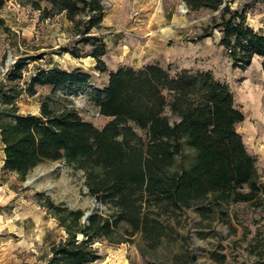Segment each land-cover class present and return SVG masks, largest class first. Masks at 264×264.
I'll use <instances>...</instances> for the list:
<instances>
[{"label": "trees", "instance_id": "1", "mask_svg": "<svg viewBox=\"0 0 264 264\" xmlns=\"http://www.w3.org/2000/svg\"><path fill=\"white\" fill-rule=\"evenodd\" d=\"M191 12L207 10L211 17L197 37L220 32L234 67L247 68L261 57L264 69V30L249 22V11L264 0H184ZM0 24L5 20L1 10ZM42 18L64 14L77 37L60 53L92 56L95 69L108 75L105 85L94 83L83 67L39 68L30 79L32 61L21 56L0 82V139L3 170L25 180L46 161H65L86 173L90 193L99 206L86 211L58 203L37 192L67 231L54 243L46 264H92L102 258L98 242H136L143 255L147 245L157 249L179 240L178 217L195 208L204 217L226 213L236 203L264 208V180L256 154L250 152L238 125L246 119L229 82L210 69L182 68L152 62L136 68L111 69L104 56L108 45L100 34L106 16L104 0H26ZM91 47L86 51L87 47ZM40 86L53 92L75 86L89 89L99 113L110 118L98 126L73 104L58 106L49 96L39 113H23L19 100L35 96ZM138 238V239H137ZM252 252L264 260V234ZM186 264L198 255L187 253Z\"/></svg>", "mask_w": 264, "mask_h": 264}, {"label": "rangeland", "instance_id": "2", "mask_svg": "<svg viewBox=\"0 0 264 264\" xmlns=\"http://www.w3.org/2000/svg\"><path fill=\"white\" fill-rule=\"evenodd\" d=\"M248 0H236L242 6ZM26 0H6L1 10L5 24H0V82L21 56H44L30 63L26 79L39 68L61 66L67 69L83 67L93 75L94 83L105 85L108 75L95 69L92 56L76 58L60 53L62 46L74 45L76 36L64 14L44 19L39 10L25 5ZM107 6L103 34L108 45L104 56L111 69L121 65L136 68L152 62L182 68L210 69L217 77L230 83L236 104L246 113L238 125L250 152L264 156V141L256 139L258 109L264 102V69L262 58L255 57L247 68L234 67L226 49L220 45V32L198 39L211 17L207 10L191 12L184 0H104ZM249 22L264 30V3L249 11ZM91 47H87L86 51ZM51 97L58 106L73 104L82 115L98 126L110 118L99 113L89 89L70 86L53 92L50 86H40L35 96L24 94L20 100L23 113H39L44 99ZM258 155V156H259ZM3 148L0 139V264H46L54 243L67 237L66 229L48 208L37 200L44 192L56 202L72 208L93 211L99 206L90 193L84 170L65 161H46L34 168L25 180L3 170ZM257 165L264 180V163ZM263 160V159H262ZM181 235L176 243L157 249L147 245L143 255L136 242L111 244L98 242L102 258L92 264H186L187 253L198 260L191 264H264L252 247L264 234V208L249 203H236L226 213L204 217L195 208L178 217ZM138 239V238H137Z\"/></svg>", "mask_w": 264, "mask_h": 264}, {"label": "crops", "instance_id": "3", "mask_svg": "<svg viewBox=\"0 0 264 264\" xmlns=\"http://www.w3.org/2000/svg\"><path fill=\"white\" fill-rule=\"evenodd\" d=\"M257 102L260 103L259 109H258L259 112L257 114L260 117V119L257 118L258 120H260V124H259L258 128H260V127L262 128V133H258V135H256L255 137H256V139L259 137V138H261L264 141V102L262 100H257ZM2 148H3V152H4L3 162L2 163L4 164L5 151H4V145H3V143H2ZM255 154L257 155V157H260L261 156V155H259V150L258 151L256 150L255 151ZM261 158L263 159V160L261 159V162L264 163V156H261Z\"/></svg>", "mask_w": 264, "mask_h": 264}, {"label": "water", "instance_id": "4", "mask_svg": "<svg viewBox=\"0 0 264 264\" xmlns=\"http://www.w3.org/2000/svg\"><path fill=\"white\" fill-rule=\"evenodd\" d=\"M91 213H92V211H87L85 216H84V219H86Z\"/></svg>", "mask_w": 264, "mask_h": 264}]
</instances>
